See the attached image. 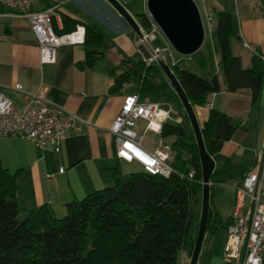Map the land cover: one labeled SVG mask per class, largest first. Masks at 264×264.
Masks as SVG:
<instances>
[{
	"label": "crops",
	"instance_id": "obj_1",
	"mask_svg": "<svg viewBox=\"0 0 264 264\" xmlns=\"http://www.w3.org/2000/svg\"><path fill=\"white\" fill-rule=\"evenodd\" d=\"M119 1L143 27L137 15H148L146 0ZM200 1L207 20L214 19V13L217 11L230 14L234 27V34L230 38L231 53L239 58L243 68L264 73V60L261 58L264 56V0ZM194 2L196 3V0ZM57 3H60V6L55 10L53 20L58 28L62 27L61 13H68L82 22H95L99 25L100 19L112 21L110 17L113 16L115 19L112 22L116 20V12L105 0H35L31 9L44 10ZM116 31L118 35L108 36L110 46L105 52L106 60V53H117V49L131 59L142 58L143 55L138 50L139 37L132 30L131 33H120V28ZM158 35L160 44L153 47H165L168 41L161 32ZM204 44L203 41L198 49L202 50L200 67L207 66L208 50L204 49ZM118 57L119 62L123 55L118 52ZM219 57V53H214V72L204 70V75L209 77L217 74L220 91L210 93L203 106L194 105L193 108L200 126L207 120L212 108L241 120L232 138L224 142L221 149L212 155L214 169L210 180V207L212 216L215 215L225 222L230 220L236 187L240 185L244 175L253 170L255 151L264 145V87L255 101H252L248 89L228 92L222 76L220 77ZM83 58L82 45L69 44L55 50L54 62H41L37 37L28 21L0 7V89L15 103L23 104L26 94L42 88L49 101L77 113L89 122V125L80 131L70 132L59 151L49 147L40 149L23 138L0 137L2 165L10 172L20 170L15 182L19 219L25 218L31 211L44 204L50 206L56 216L62 214L65 212L66 203L111 186L115 171L124 175L130 171L125 165L128 166L132 162L115 156L109 129L119 112L124 96L137 93L136 82H130L133 83L132 88L126 87L130 84L128 83L120 90L111 92L112 79L107 74L97 69L81 70L76 66L75 62ZM178 59L180 58H175V55L172 58L179 66ZM185 59L189 60L190 56L181 60ZM163 75L155 73L154 78L166 83ZM15 85L20 88L15 89ZM167 90L171 98L172 88L168 84ZM141 95L139 94L140 101L155 99L153 95ZM166 103L163 104L164 107L171 110L167 122L178 123L176 119L182 115L181 110L178 109V115H175L174 109ZM161 139L164 140L161 137L155 147H143L153 152L156 148L168 145L161 142ZM173 140L174 137L171 143ZM60 169L63 171L60 172ZM200 197L201 194L197 200ZM195 217L199 218L200 212ZM220 232L223 233L225 242V231ZM215 236L205 232L197 264L200 260L201 264H212L211 244ZM189 261V252L180 251L177 264H189ZM220 262L223 264V249Z\"/></svg>",
	"mask_w": 264,
	"mask_h": 264
},
{
	"label": "trees",
	"instance_id": "obj_2",
	"mask_svg": "<svg viewBox=\"0 0 264 264\" xmlns=\"http://www.w3.org/2000/svg\"><path fill=\"white\" fill-rule=\"evenodd\" d=\"M137 16L143 27H150L147 15ZM60 17L61 28L53 20L58 34L72 32L77 25L85 29L81 44L84 58L75 62L79 69H97L107 74L112 79L111 92L135 81L138 94L169 102L167 84L154 78L155 73H162L155 61L131 59L117 49L123 58L108 67L105 52L110 40L106 30L68 13ZM214 21L218 67L226 90L248 89L252 101L257 100L264 87V73L243 68L231 53L234 27L230 14L217 11ZM169 65L192 106H203L210 93L220 91L217 74L202 77L176 63ZM240 124L239 118L210 109L201 126L207 153H217ZM160 136L174 137L169 146V163L185 176L193 170L191 179L180 178L177 173L162 177L143 170L125 175L115 171L111 186L66 203L60 217L44 204L19 219L15 182L20 170L10 172L0 161V264H177L180 251L187 250L191 255L199 225L192 204L202 189L197 144L184 117L178 124L166 121ZM210 200L211 194L209 203ZM229 223L213 215L206 231L215 236Z\"/></svg>",
	"mask_w": 264,
	"mask_h": 264
},
{
	"label": "built area",
	"instance_id": "obj_3",
	"mask_svg": "<svg viewBox=\"0 0 264 264\" xmlns=\"http://www.w3.org/2000/svg\"><path fill=\"white\" fill-rule=\"evenodd\" d=\"M34 1L0 0V7L28 21L37 37L40 61L52 63L57 48L83 43L85 29L77 25L72 32L58 34L53 26V17L60 3L44 10H32ZM147 17L150 21L149 31L139 25L142 35L139 42L144 44L149 53V58L143 56V60L150 63L162 59L168 64H175L169 44L161 48L150 44L159 28L149 15ZM261 58L264 60V56ZM19 88V85H15V89ZM170 115L171 110L159 101H140L138 93L125 95L109 129L115 156L127 162H137L143 171L152 175L169 177L177 173L169 163L168 145L156 148L153 152L147 151L142 145L144 134L152 128L160 132ZM182 116L177 117L178 123ZM138 120L144 123L141 131L136 128ZM86 125L89 122L77 113L49 101L42 88L26 94L23 104L15 103L0 89V137L23 138L40 149L49 147L59 151L70 132L80 131ZM255 152L253 170L245 174L236 187L230 223L225 229L223 264H264V145ZM177 174L180 178L191 179L194 171L189 170L186 176Z\"/></svg>",
	"mask_w": 264,
	"mask_h": 264
},
{
	"label": "water",
	"instance_id": "obj_4",
	"mask_svg": "<svg viewBox=\"0 0 264 264\" xmlns=\"http://www.w3.org/2000/svg\"><path fill=\"white\" fill-rule=\"evenodd\" d=\"M122 18L131 30L140 38L139 24L119 0H105ZM146 11L152 21L158 26L172 49L182 55L189 56L196 52L204 41V26L198 6L194 0H146ZM138 50L145 57L149 58V53L144 44L138 45ZM158 67L165 75L169 85L175 91L180 99L185 116L189 120L193 131L197 149L199 153L200 169H201V210L199 217V225L192 247L189 264H197L201 247L206 232L208 221L212 217V211L209 203L210 196V176L214 169V160L206 151L201 126L197 121L194 108L191 105L184 89L180 85L176 75L170 68V65L164 60L156 61ZM165 104L164 98H155Z\"/></svg>",
	"mask_w": 264,
	"mask_h": 264
},
{
	"label": "rangeland",
	"instance_id": "obj_5",
	"mask_svg": "<svg viewBox=\"0 0 264 264\" xmlns=\"http://www.w3.org/2000/svg\"><path fill=\"white\" fill-rule=\"evenodd\" d=\"M196 4L199 7L200 13H201V17L203 18V23H204V30H205V35H204V43L206 45H204V49H207L208 51V60H207V66L204 67H200L199 65V60H200V54L202 53V50H197L196 52L192 53L190 56L189 60H181L182 58H186L188 56H182L177 54L171 46H169L170 48V53L172 55V58L175 55V58H180L178 59L179 62V66H181L182 68L189 70L191 72H193L196 75L199 76H205L204 75V70H210L212 72H214V60H213V55L214 53L218 54V45H217V41L216 38L214 36L213 33V25L215 24L214 19L211 20H207L206 16H205V12L202 6V2L200 0H196ZM112 21H114V17L111 16L110 17ZM101 23V26L104 28V30L107 31L108 36L109 35H118L119 33H117L116 29L120 28L122 29V31L120 33H126V32H132L131 28L128 26V24L119 16L116 15V20L115 22L112 21H104L102 19L99 20ZM146 31H149V29L145 28ZM160 29L158 30V32L154 33L155 39L150 41V44L152 46L155 45H159L160 44V40H159V35L158 33H160ZM162 34V32H161ZM169 44V43H168ZM114 53V54H113ZM107 63L106 65L112 66L113 64L118 62V52H107ZM219 69V67H218ZM217 69V70H218ZM164 81L169 85L167 78L165 77V75L162 76ZM221 77V75H220ZM133 83H130L129 85H126V87H131L132 88ZM170 86V85H169ZM171 87V86H170ZM141 96H145V95H141ZM148 100V99H146ZM168 105H170L174 111H175V115H178V109L181 110L180 114H183V117L185 118V123H189V120L185 117V112L182 106V103L180 101V99L178 98L177 94L175 93V91L172 89V93H171V98L169 99V103H166ZM178 124V123H175ZM190 125V123H189ZM144 123L141 120H138L136 122V128L139 130H141V128H143ZM160 132H158L157 130H155L154 128L150 129L149 131H147L144 136H143V141L142 144L143 146H148V147H155L159 144L160 141ZM172 140V137H165L164 140L161 139V142H164L165 144H170ZM127 170H130L127 172V174L129 173H133V172H137V171H141L142 167L137 163V162H132V164L130 165H125ZM124 172V171H123ZM121 175H124V173H120ZM201 209V197L199 198V200H197V202L192 204V211L193 214L195 216H197L200 212ZM65 213V212H64ZM64 213H59L57 216H63ZM204 245H207V240L204 242ZM223 245H224V236L223 233L220 232L217 236H215L212 240V244H211V252L212 255L210 257V260L212 261V264H221L220 262V255H221V251L223 249ZM209 261V260H208ZM199 264H201V260L199 261Z\"/></svg>",
	"mask_w": 264,
	"mask_h": 264
}]
</instances>
